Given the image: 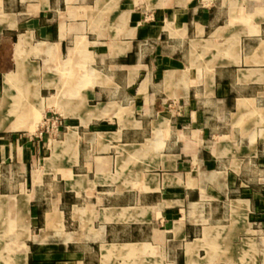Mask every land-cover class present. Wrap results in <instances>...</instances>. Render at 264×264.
I'll return each mask as SVG.
<instances>
[{
  "label": "crops",
  "instance_id": "obj_1",
  "mask_svg": "<svg viewBox=\"0 0 264 264\" xmlns=\"http://www.w3.org/2000/svg\"><path fill=\"white\" fill-rule=\"evenodd\" d=\"M134 255L264 264V0H0V264Z\"/></svg>",
  "mask_w": 264,
  "mask_h": 264
},
{
  "label": "built area",
  "instance_id": "obj_2",
  "mask_svg": "<svg viewBox=\"0 0 264 264\" xmlns=\"http://www.w3.org/2000/svg\"><path fill=\"white\" fill-rule=\"evenodd\" d=\"M60 122L59 117L52 115L44 118L42 125L46 132L54 134L57 131V124Z\"/></svg>",
  "mask_w": 264,
  "mask_h": 264
},
{
  "label": "rangeland",
  "instance_id": "obj_3",
  "mask_svg": "<svg viewBox=\"0 0 264 264\" xmlns=\"http://www.w3.org/2000/svg\"><path fill=\"white\" fill-rule=\"evenodd\" d=\"M129 264H143V259L139 255H134L130 260Z\"/></svg>",
  "mask_w": 264,
  "mask_h": 264
},
{
  "label": "bare ground",
  "instance_id": "obj_4",
  "mask_svg": "<svg viewBox=\"0 0 264 264\" xmlns=\"http://www.w3.org/2000/svg\"><path fill=\"white\" fill-rule=\"evenodd\" d=\"M72 134V133H71Z\"/></svg>",
  "mask_w": 264,
  "mask_h": 264
}]
</instances>
